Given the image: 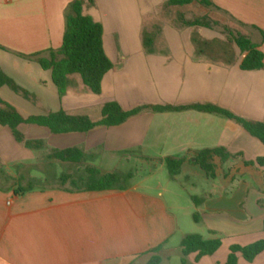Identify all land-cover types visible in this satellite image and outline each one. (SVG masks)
Returning a JSON list of instances; mask_svg holds the SVG:
<instances>
[{"label":"crops","instance_id":"crops-1","mask_svg":"<svg viewBox=\"0 0 264 264\" xmlns=\"http://www.w3.org/2000/svg\"><path fill=\"white\" fill-rule=\"evenodd\" d=\"M71 1L0 0V46L6 48H0V70L32 94L27 99L3 85L0 98L23 117L59 109L73 115L89 116L98 110L101 114L105 102L116 101L125 110L145 104L212 103L264 122V69L241 70L244 54L234 46L232 63L197 54L192 34L197 29L201 35H210L212 30L164 23L159 30L164 44L153 34L150 51L145 48L141 38L144 20L161 8L181 7L168 5V0L85 3L83 12L88 10L85 14L103 26V46L113 68L104 77L101 94L91 93L75 74L65 95L59 97L51 71L15 53L58 49ZM211 2L219 8L215 10L237 22L241 33L264 55V0ZM131 64L146 66V81L131 74L137 70L130 72ZM74 78L86 92L75 90ZM159 83L164 92L154 89ZM26 126L45 130L26 124L18 129L23 133ZM10 135L8 127H0V155L9 159L19 148ZM51 135H83L78 142L54 148L78 146L89 165L127 173L114 164L132 163L136 171L122 189L70 192L50 188L24 194L0 190V264H147L155 254L151 250L158 246V264H165L168 260L161 253L179 249L188 233L222 242L213 255L202 257L197 264H203L206 257H210L207 264H225L231 245L264 239V166L256 164L257 158H264V145L223 115L193 109L143 112L117 126ZM215 147L225 148L231 157L221 160L215 156L216 176L209 178L189 159L196 150ZM167 156L185 157L175 177L169 176L164 165ZM159 170H165V184L152 179ZM192 197L202 202L196 205ZM188 214L193 225L189 232L183 229L188 223L181 220ZM194 257L189 255L188 261L194 263ZM238 264H264V251L252 262L239 255Z\"/></svg>","mask_w":264,"mask_h":264},{"label":"trees","instance_id":"trees-1","mask_svg":"<svg viewBox=\"0 0 264 264\" xmlns=\"http://www.w3.org/2000/svg\"><path fill=\"white\" fill-rule=\"evenodd\" d=\"M197 2L208 8L219 10L211 0H168L170 6H184ZM85 3L93 4L94 0H72L65 10V29L62 35L61 46L54 50L22 54L16 52L20 57L36 61L42 69L51 71V79L55 85L59 97L65 95L71 84V76L79 75L82 84L93 94L99 95L102 92L105 75L113 68V63L107 56L103 46V26L95 21L90 15L83 12ZM179 21L187 27H203L212 31L226 34L229 39L225 43H218L215 40L206 41L200 38L197 33L192 34V42L199 55H204L213 61H225L232 63L235 58L233 47L240 54H244L240 61L239 68L243 71H254L264 69V55L258 46L251 39L239 31L233 30L220 24L207 15L187 19L179 16ZM143 44L150 51L154 35L143 34ZM2 49H6L0 46ZM6 85L12 91L25 98L32 97V94L19 86L12 78L0 70V87ZM193 109L201 112L217 113L233 120L245 129L251 136L257 138L264 145V122L247 119L234 112L212 103H190L185 105L170 104H145L123 109L116 101H107L101 108L99 120H92L85 114L73 115L63 109L47 114L29 115L23 117L15 107L0 98V127H8L13 139L29 150H41L46 148L43 139H29L22 133L18 126L20 124L37 125L46 128L51 134L86 133L98 126H117L126 122L129 118L143 112H164L181 111ZM86 153L78 146L67 148H51L46 154V164L71 163L83 165ZM218 156L221 160L228 159L231 154L223 147L205 148L196 150L194 156L189 159L193 165H198L209 178H215V165L213 158ZM185 157L167 156L163 159L164 165L170 177L180 173ZM252 162H247L250 164ZM256 164L264 166V158H257ZM37 169L34 165L17 164L15 166L16 176L13 177L0 168V190H13L15 194H24L34 189L62 188L67 191H102L111 189H122L126 181L132 178L133 173L120 171H104L93 165H85L86 176L74 177L72 174L63 172L58 176L52 175V179L58 184L57 187L48 184L49 174L45 173L44 180H38L30 176V172ZM47 174V175H46ZM67 182H71L74 188H64ZM193 202L198 205L201 198L192 197ZM193 219L198 222L197 214ZM264 231V221H263ZM220 238L205 239L200 234L188 233L180 241L181 264H197L202 257L213 255L221 247ZM160 246L151 250L155 254L151 256L147 264H158L161 257ZM264 251V239L257 240L247 245L233 244L229 247L225 264H238L239 255L247 262H252ZM194 254V263L188 261L189 255Z\"/></svg>","mask_w":264,"mask_h":264},{"label":"rangeland","instance_id":"rangeland-1","mask_svg":"<svg viewBox=\"0 0 264 264\" xmlns=\"http://www.w3.org/2000/svg\"><path fill=\"white\" fill-rule=\"evenodd\" d=\"M84 13H90L88 10L84 11ZM182 15L187 19L190 18H194L197 16H203V15H207L208 17H210L211 19L218 21V23L220 24V26L218 27L219 30L222 29V26H227L233 30L242 31V27L235 22L233 19H231L229 16H227L226 14L219 12L213 8H208V7H204L202 5H200L197 2H193L190 5H184L181 7H173V8H161L159 9V11H157V13L155 14V16L153 17H149L147 19L144 20V26H143V34L144 33H149V34H154L155 35V39L158 43L160 44H164L165 42V37L160 34L159 30L161 29L162 24L164 23H169L170 25L177 27V28H181L184 27L180 21H179V16ZM213 34H205V35H201L199 33V31L196 29L194 31V33H197L201 39L206 40V41H210V40H215L218 43L222 42L225 43L227 39H229L228 36H226V34H221L218 31H213ZM135 36V35H134ZM143 35H141L142 38ZM135 38V37H134ZM123 60V58H122ZM146 67V66H144ZM143 66L137 64L136 66H132V64L130 65V72L133 71L134 69H137L135 72H131V74L134 76L135 74L139 76L140 79H142L143 81L147 80V76H143L144 74H146L145 68ZM137 77V76H136ZM77 78V77H76ZM74 78V83L75 84V90L79 91V92H86V89H84V87H82L80 85V81H78V79ZM77 80V81H76ZM79 82V83H77ZM155 90H163L162 85L156 84L154 86ZM158 93V92H157ZM89 115V117L92 120H97L100 118L101 114H100V110L98 111H94V112H90L87 113ZM23 133L25 134V136L27 138H42L46 144V148L41 149V150H25L22 149L24 148L21 144H19V148L17 149V151L12 153L10 152V154L12 155V158H8V157H2L0 155V168H3L6 171H9L11 174H13L12 176H16V172H15V166L17 165L16 161L22 159L25 160L26 165H34L36 166L37 169H34L30 172V175L33 178H36L38 180H44L45 179V173L49 174L50 176L48 177V184L54 187H57V183L54 179H52V175L54 174L55 176H58L59 174L63 173V172H67L72 174L75 178L77 177H81V176H86L85 172H84V167L85 165H87L88 163H84L83 165H74V164H67V163H58V162H54L53 165H48L46 164V159L45 156L46 154L49 152V150L51 148L54 147H63L66 146L70 143H74V142H78L80 140L83 139V135H76V136H60V137H54L52 136L48 130L45 128V130L42 129H32L31 127H23ZM44 128V127H43ZM47 130V131H46ZM10 139L12 141H14L13 137L10 135ZM152 162V163H156ZM148 164L150 162L151 165V161L147 160ZM89 165V164H88ZM118 165V168L121 169H126L127 172H135L136 171V166L135 164L132 163H126L125 165L123 164H114ZM115 170V169H114ZM46 174V175H47ZM152 179L158 183L161 184H165L166 181V175H165V170L163 171H156L155 174L153 175ZM129 184V180L126 181L125 186ZM64 188H74V185L71 184V182H67L65 185H63ZM188 187V185H187ZM190 193V192H189ZM192 193V192H191ZM186 195V192L182 193V197ZM184 198V197H183ZM182 198V199H183ZM185 203L182 202V205H184ZM186 220V223H188V225H184L183 229H185L187 232L189 231H193L191 230V226L192 225V217L190 214L186 215L185 218H181L182 222L183 220ZM162 257L165 261V264H181L180 261V249L177 250H169V251H164L161 253ZM193 258V255L192 257ZM210 257H206L204 259V263L203 264H207V262H209ZM138 264H145V262H141Z\"/></svg>","mask_w":264,"mask_h":264},{"label":"built area","instance_id":"built-area-1","mask_svg":"<svg viewBox=\"0 0 264 264\" xmlns=\"http://www.w3.org/2000/svg\"><path fill=\"white\" fill-rule=\"evenodd\" d=\"M9 203V202H8Z\"/></svg>","mask_w":264,"mask_h":264}]
</instances>
